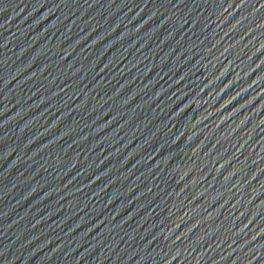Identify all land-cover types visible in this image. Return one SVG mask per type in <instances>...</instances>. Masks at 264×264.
Returning a JSON list of instances; mask_svg holds the SVG:
<instances>
[{"label":"water","instance_id":"water-1","mask_svg":"<svg viewBox=\"0 0 264 264\" xmlns=\"http://www.w3.org/2000/svg\"><path fill=\"white\" fill-rule=\"evenodd\" d=\"M0 264H264V0H0Z\"/></svg>","mask_w":264,"mask_h":264},{"label":"snow or ice","instance_id":"snow-or-ice-1","mask_svg":"<svg viewBox=\"0 0 264 264\" xmlns=\"http://www.w3.org/2000/svg\"><path fill=\"white\" fill-rule=\"evenodd\" d=\"M241 2L243 3V0H241Z\"/></svg>","mask_w":264,"mask_h":264}]
</instances>
